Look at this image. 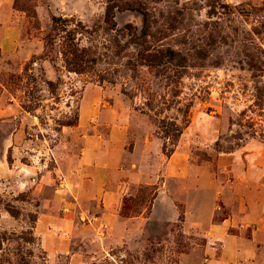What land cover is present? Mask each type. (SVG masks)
Masks as SVG:
<instances>
[{
    "label": "rangeland",
    "instance_id": "rangeland-1",
    "mask_svg": "<svg viewBox=\"0 0 264 264\" xmlns=\"http://www.w3.org/2000/svg\"><path fill=\"white\" fill-rule=\"evenodd\" d=\"M106 11L114 13L113 23ZM140 11L149 14L148 37ZM5 28L19 33L22 53L17 58L12 48L0 63V104L16 109L0 119V150L5 139L18 136V149H3L5 167L0 165V264H203L208 244L214 245L209 233L184 226L185 205L198 192L178 178L164 186L177 205L171 221L149 222L144 233L137 226L134 233H114L109 244L100 242L98 254L88 233H52L57 224L38 219L54 211L63 182L60 157L78 151L83 136L107 137L109 122L120 117L135 121L131 141L141 134L137 115L163 145L162 132L171 128H161L162 120L183 128L175 147L166 141L167 150L179 149L191 166L204 168L211 188L202 193L207 213H189L190 219L208 216L216 201L213 188L229 189L247 166L254 181L264 182V0H0V41ZM143 38L180 53L186 67H175L176 60L164 69L137 68L136 81L154 109L142 113L145 100L131 99L130 77L135 79L133 42ZM65 41L90 50L95 62L86 73L66 67ZM38 60L49 63L50 76L35 65ZM108 74L115 83H99V75ZM86 90L99 109L79 129ZM103 106L116 111L106 113ZM15 161L13 174L8 169ZM164 163L158 162V174ZM128 187L122 216L148 215L158 187ZM66 209L63 204L59 211ZM39 225L44 237L37 234ZM61 239L70 247L54 253Z\"/></svg>",
    "mask_w": 264,
    "mask_h": 264
},
{
    "label": "crops",
    "instance_id": "crops-1",
    "mask_svg": "<svg viewBox=\"0 0 264 264\" xmlns=\"http://www.w3.org/2000/svg\"><path fill=\"white\" fill-rule=\"evenodd\" d=\"M9 36L13 37L12 41ZM19 41L20 35L16 30L3 34L0 41V63L5 62L12 48H15V57L21 56ZM35 65L43 66L50 76L47 61L38 60ZM2 88L7 91L4 85ZM98 107L92 94L86 90L80 103L79 129L86 126L88 117L97 114ZM102 109L107 110L106 113L116 111L107 106ZM15 114L14 106L0 104V119ZM134 125L135 121L129 117L113 120L109 122L107 137L83 136L78 151L69 152L65 159L60 157L58 164L63 173V182L54 198V211H43L39 223L54 221L57 227L52 233H75L77 237L78 233H88L93 253L98 254L100 242L107 241L109 244L111 240L108 239L114 233H134L131 227L135 226L137 233H144L149 222L171 221L174 206L177 205L168 187L164 189V186L170 178H178L183 185H187L188 191L192 189L198 192L196 201L185 205L184 226L209 233L212 239L210 244L214 245L213 248L208 244V258L203 264H264V182L253 180L252 168L247 166L241 180L229 189L213 188L216 201L208 206L210 214L190 219L189 213H207L202 193L211 188L207 189L210 182L207 181L205 169L191 166L188 157L181 155L179 149L167 157L162 141L156 138L152 128L146 126V121L139 115L137 130H141V134L131 141ZM17 141L18 136L13 134L5 139L3 149L8 153L13 152L18 149ZM3 149L0 150V165L4 168ZM160 160L165 163L162 172L158 174L156 167ZM16 164L15 161L12 170L8 169L10 173L16 174ZM64 167L66 170L63 172ZM25 170L22 168V172ZM162 178L164 183L158 185V180ZM128 186L158 187L155 188L157 196L151 202L148 215L122 216L121 204ZM63 196L68 201L65 199L62 203ZM63 204L67 207L66 212L59 211ZM37 234L45 236L40 225ZM57 242L56 248H53L54 253L66 251L70 247L64 239ZM106 247L103 246L105 251Z\"/></svg>",
    "mask_w": 264,
    "mask_h": 264
},
{
    "label": "trees",
    "instance_id": "trees-1",
    "mask_svg": "<svg viewBox=\"0 0 264 264\" xmlns=\"http://www.w3.org/2000/svg\"><path fill=\"white\" fill-rule=\"evenodd\" d=\"M140 13L143 16V37L150 36V29H151V21L149 18V14L146 11H140ZM115 16L114 13L111 11H106L105 19L107 22H111L114 20ZM113 23V21H112ZM134 43V51L135 54L133 57H131L132 67L131 69L134 73L135 79L133 77H130L132 79V86L133 88L131 99H135L136 96L143 97L145 102L142 104L143 107L140 109L142 113L144 112L145 108H148L150 112H153V103L152 99L150 98H144L143 96V89L142 86L136 81L137 74L139 73L137 71V68L139 67H147L150 70H155L163 66V69L169 65H172L174 61L177 60V65L175 67L178 68H185L186 67V60L185 58L178 52H176L173 49L170 48H162L159 47H153L149 45V42L143 38V40L140 43H137V39L133 42ZM90 51V50H89ZM88 49L81 48L79 44L75 42H68L65 41L63 43V57L64 62L66 64V67L74 71L78 74H84L87 72L88 68H90V65L95 62V58H93L89 53ZM138 52V56H137ZM137 57H138V63H137ZM110 74L107 76L99 75V83L108 82L111 84H114L115 81L111 80ZM50 86H52V83H49ZM151 96V95H150ZM138 108V105H137ZM185 121L187 122L188 116H185ZM161 128L170 127L171 129L167 128L164 132H162L161 139L164 141L163 145V151L168 156L171 157L174 151H168V143H166L167 140L173 141V146L175 147L176 144L179 142L181 135L183 134V128L179 126L176 122H168L166 120H162L160 122ZM69 126H72L71 124Z\"/></svg>",
    "mask_w": 264,
    "mask_h": 264
}]
</instances>
